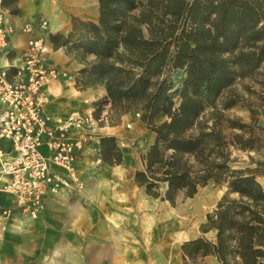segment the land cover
Masks as SVG:
<instances>
[{
	"label": "trees",
	"instance_id": "16d2710c",
	"mask_svg": "<svg viewBox=\"0 0 264 264\" xmlns=\"http://www.w3.org/2000/svg\"><path fill=\"white\" fill-rule=\"evenodd\" d=\"M99 1L98 22L73 17L69 35L50 41L81 65L78 89L105 85L96 119L108 105L118 121L143 111L156 137L137 184L173 205L210 184L225 188L202 236L183 244L185 264L207 256L264 264V160L251 154L264 148V0ZM167 69L181 72L179 84ZM239 106L251 122L232 112ZM160 114L168 120L158 125ZM100 147L104 163H122L116 137H102ZM235 150L255 166L236 168Z\"/></svg>",
	"mask_w": 264,
	"mask_h": 264
},
{
	"label": "crops",
	"instance_id": "0c3cea01",
	"mask_svg": "<svg viewBox=\"0 0 264 264\" xmlns=\"http://www.w3.org/2000/svg\"><path fill=\"white\" fill-rule=\"evenodd\" d=\"M5 8L8 20L15 27L10 37L11 52L3 60L4 65L11 66L10 79H14L15 67L21 64L23 52L34 35L23 32L22 26L38 18L46 19L50 24L45 30L50 48L49 64L66 73L46 86L50 97L47 109L56 119L63 121L76 110L93 114L94 103L107 95L105 85L100 84L95 89H78L74 75L81 65L67 54L64 47L55 49L50 36H68L72 31L73 17L98 22L100 1L5 0ZM167 119L166 115L160 114L156 123H163ZM135 120L144 126L143 121ZM260 122L264 125V108L261 110ZM145 129L149 130L147 127ZM96 132L100 139L114 136L118 143L124 139L121 126L100 124ZM93 158L92 150L87 149L80 162L85 184L87 163L99 166ZM104 164L102 162L100 165ZM7 180L2 179L0 187ZM80 192L50 196L46 210L38 218L18 212L0 242V264H152L156 256L161 258L163 264H169L172 243L168 238L166 242H158V229L153 232V228L143 227L141 222H131V225L128 219L121 222V216L117 214L119 210L115 211L110 203L98 209L94 196L79 195ZM16 203L17 198L13 194L0 188V208L15 207ZM179 255V263L182 264V249ZM193 264L221 263L216 257L207 256L200 257Z\"/></svg>",
	"mask_w": 264,
	"mask_h": 264
},
{
	"label": "built area",
	"instance_id": "2783aa9c",
	"mask_svg": "<svg viewBox=\"0 0 264 264\" xmlns=\"http://www.w3.org/2000/svg\"><path fill=\"white\" fill-rule=\"evenodd\" d=\"M5 0H0V181L1 190L17 198L15 207L0 208V242L9 224L22 211L38 218L50 196L76 193L85 188L80 162L87 149L102 164L101 139L96 132L101 119L76 110L66 120L56 119L47 109L50 97L46 86L66 73L49 64L50 48L45 30L49 21L38 18L26 22L22 31L34 34L23 52L21 64L10 79L11 52L15 27L8 20ZM143 120V111L131 112ZM124 121L133 129L134 121ZM120 147L126 142L121 139ZM4 146V147H3ZM7 150H6V149ZM0 245V253H1Z\"/></svg>",
	"mask_w": 264,
	"mask_h": 264
},
{
	"label": "rangeland",
	"instance_id": "374dc122",
	"mask_svg": "<svg viewBox=\"0 0 264 264\" xmlns=\"http://www.w3.org/2000/svg\"><path fill=\"white\" fill-rule=\"evenodd\" d=\"M166 76L174 77L173 79L176 80L174 81L175 84H179L181 72H175L173 69H167ZM131 112L124 115L121 120L118 121L114 112L110 110V105L106 107L102 115L103 121L100 124L101 126L110 127L121 126V131L123 134L122 136L124 137V140L126 142V145L121 148L123 152L122 163L115 165L104 164L99 166H97L96 164L93 165L92 163H87L88 172L84 174L86 177V184L84 190L81 191L79 195L94 196L95 206L99 209L100 206L103 207L104 205H107L106 196H108L107 193L109 192L111 187L119 185L121 187L119 192L120 194L137 193L140 196H144L146 201L151 203V205H154L156 207L163 206L166 207L168 211L174 212L176 217L178 218V221L182 223V227H180V229H178L176 233L172 235H166L163 231L164 225L161 223H159L158 225L155 224L153 232L158 229V235L156 236L158 242L160 243L166 242L167 238L170 239V243H172V258L169 264H180L179 254L181 253L183 244L187 241L194 240L202 236L201 225L206 221L207 214L216 207L218 201L225 193V188H220L215 184H210L202 188L199 193L193 198L184 199L183 197H180L175 205L171 204L169 201H162L161 199H155L149 196L146 193L145 188L140 187L137 184L135 175L136 172L144 170L143 156L148 152L150 146L153 144L155 140L154 135L156 136V134H154L155 132L152 133V130L150 129H145L146 125L144 121L141 120L143 121L145 127L139 121H136L138 119L135 120L134 115L131 114ZM232 112L244 118L246 122H251V115L247 108L239 106L232 110ZM124 118L125 121H136L133 129L126 128V125L123 124ZM157 124L161 125L162 123ZM260 124L264 126L261 122ZM251 154L255 155L260 160H264V148H260L258 152H251ZM233 157L238 158V161L234 163L236 168L255 166L254 164H249L250 158L248 152L235 150L233 152ZM121 165H126L124 178H119L115 173L117 167ZM259 180L264 186V176L259 177ZM214 235V233H211L207 236L211 238ZM153 242H156V240H154ZM182 260V264H185L183 258V250ZM152 264H163V262L161 261V258L159 256H156L154 263Z\"/></svg>",
	"mask_w": 264,
	"mask_h": 264
},
{
	"label": "bare ground",
	"instance_id": "6f19581e",
	"mask_svg": "<svg viewBox=\"0 0 264 264\" xmlns=\"http://www.w3.org/2000/svg\"><path fill=\"white\" fill-rule=\"evenodd\" d=\"M125 170L126 165L118 166L115 171L116 176L124 178ZM120 188L119 185L112 186L107 193L106 200L115 211L119 210L117 214L121 216V222L124 219H128L131 225H133L131 222H141V225L146 228H155V224L161 223L164 225L163 231L166 235H172L182 227V223L178 221L174 212L168 211L163 206L151 205L144 196L137 193L120 194Z\"/></svg>",
	"mask_w": 264,
	"mask_h": 264
}]
</instances>
